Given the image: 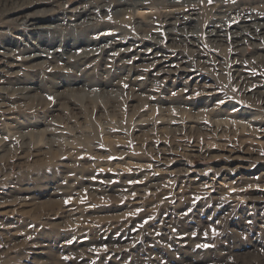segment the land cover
Segmentation results:
<instances>
[{"label": "rangeland", "instance_id": "obj_1", "mask_svg": "<svg viewBox=\"0 0 264 264\" xmlns=\"http://www.w3.org/2000/svg\"><path fill=\"white\" fill-rule=\"evenodd\" d=\"M117 1L136 16L114 14ZM195 1L167 17L171 0H52L35 11L62 22L45 25L59 27L45 43L31 37L46 57L31 67L12 42L25 14L0 19V43L12 45L0 72V264H264V103L236 78L264 76V0ZM77 8L90 12L77 18ZM86 30L114 37L91 49L156 45L198 79L159 81L102 49L80 71L64 49L53 55L61 36ZM24 86L36 91L14 92ZM81 87L90 94L57 91ZM194 145L199 152L184 156ZM180 167L197 184L164 182ZM141 173L152 179L144 191L113 189ZM71 176L61 194L47 192Z\"/></svg>", "mask_w": 264, "mask_h": 264}, {"label": "bare ground", "instance_id": "obj_2", "mask_svg": "<svg viewBox=\"0 0 264 264\" xmlns=\"http://www.w3.org/2000/svg\"><path fill=\"white\" fill-rule=\"evenodd\" d=\"M51 1L52 0H0V19L6 20L7 22H9V20L12 19L13 17L18 16L19 14H23V13L25 14L23 17V22L20 24L16 23V27L23 25L21 28H23L22 30L25 33V35L22 32V35H21L22 38H14V40H12V42L14 41V43H16L17 45H23L24 46V50L26 51V53H25L26 57L24 59H22L21 61L25 62V63L28 62L26 65H22L24 67L25 66L31 67V65L35 66V63L46 58L44 55V51L41 50V48L31 44V41H30L31 37H36L39 39V42L42 41L45 43L48 41L47 38L49 37V35H50V37L53 36V33L56 32V29L59 28L58 27L55 29V26H54V29H53L50 25L49 26H45V25H47L49 23L50 24H57V23L59 24L62 22L60 17H57L55 14L51 15L50 18L38 17L35 10H39V9L42 10V9L48 8L47 3H51ZM198 3L199 2L195 1V0H171V3H168V4L166 3L164 5V8L165 9L173 8V10L171 9V11L170 10L166 11L164 15H166L167 17H170V15L175 14V13L176 14L177 13H184L185 11L187 12V10L193 11L192 7H196V5ZM114 5H115V8L113 10H115V12H116L114 14H117L118 17H124V16L130 17L131 16V18H133L136 16L135 15L136 11L138 12V10H139V9L137 10V8H135L133 12H130L125 7L126 5L123 3H120L119 1H117V3H114ZM105 8L108 9L109 7L108 6L103 7L102 10H104ZM55 12H56V9H55ZM75 12L77 13L76 17L80 18L81 16H87V14L90 12V9L89 8L88 9L87 8H80V9L77 8L75 10ZM193 15H196V13H193ZM188 20H194V19L189 18ZM184 23L187 24V22H184ZM186 24H184V25L186 26ZM92 33H93V31L89 32V30H86V31L80 32L77 35V37H72V38L70 37V39L69 38L64 39L61 36L60 37L61 43H60L59 49L55 50L54 53L52 52L53 55L55 57L59 58L58 56L61 55L60 50L64 49L65 55H70V59L76 60L75 61L76 66L75 67H78L76 70L80 71V67H85V66L87 67L88 64H91V62H94L96 59H98V56H97L98 54L96 52L102 49L101 54L103 53L104 56L111 57V58H114V57L118 58L119 57V60L120 61L122 60V62L124 64H129V63L134 64L133 67L136 69V71H138V73L140 75H141L140 72H144L145 74L151 75V76H153L154 79H157L159 81H161L162 79L163 80L164 79L171 80L173 78L178 79L180 82H182L186 78H187V80L189 79L191 81L198 79V76H195L193 74V72L191 71V69H189L190 66H188L187 60H184L183 58L182 59H174L168 52L163 50V48H160L156 45H153V46L150 45L147 47L145 45L142 46V45L136 44L133 47L128 46V48H121L120 47L121 44L112 43L111 46L108 47L107 50H105V51H104V49H106V47L105 48L101 47L98 50L91 49L90 47L93 46L92 44L98 45V42H99V44H100V42L102 44V43L106 42V40L108 41V40L114 39V37H113V39L112 38L108 39L107 38L108 35L99 36L97 38V37H94L92 35ZM208 34L212 39L220 41L219 40L220 36L218 35V31L217 32L209 31ZM98 39H99V41H98ZM173 41L174 40L171 39V42H173ZM8 43L9 42L5 39H2L1 43H0V72H2V69H3L2 67H4V63L8 62L9 58L12 55L11 54L12 45H10ZM48 44L50 47H52L53 45L56 46L54 44V40H52V39ZM243 44L244 43L242 42V39L239 37L236 39V41L233 42V45L236 48L243 46ZM260 47H261V45L254 44V48H256V49H258ZM255 54L256 53L254 51L253 55H255ZM61 56H64V55H61ZM11 63L13 64V62H11ZM52 64H54L53 61L50 65L51 67H52ZM123 66H126V65H123ZM236 78L239 80V83L241 84V91L244 95H249V97L254 98L255 100L259 101L260 103H264V76L263 75L257 77L253 82H251V81H249V79L252 78V76H250L247 72L236 71ZM138 80H139L138 78L134 79V82H132L133 83L132 85L140 86L141 82H139ZM73 85H75L76 87H78V86L80 87L82 85L86 86L85 84H82V82L79 80L75 81L73 83ZM99 86L101 87V85H99ZM104 87L105 88L102 91L103 95H105L107 93L106 89L109 88L108 86H104ZM87 89H83V87H81V88H77V89L72 88V90L65 89L63 91H60V89H57V91L60 92L59 94H61L62 97H67V96L72 97L74 95H78V97H80L79 95L86 96V95L90 94ZM109 89H111V88H109ZM35 91H36L35 88H27V86H24L23 89H18V90H15L14 92H18V93L24 92L28 96V95H31V93H34ZM131 91H134V90H131ZM108 93L110 95L118 94L115 91H113V92L108 91ZM218 124H220V123H218ZM215 127H217V126H215ZM216 129H219V128H216ZM181 150L184 153L183 154L184 156H189V155L191 156V155L199 152L198 146H195V145L192 146L191 148H188V149L183 148ZM177 162H178V165H180L182 168L184 167L185 160L179 159V160H177ZM181 167H180V169L172 171L167 176V180L165 179L164 182L166 184H169V183H172L174 181L181 182L183 180H186V181L192 182L193 185L197 184L196 181H197L198 177L193 172L182 169ZM138 169H139V171H144V170H140L141 168H138ZM226 171H227L226 169L223 171V175H225V176L227 174ZM141 176L143 178L129 179V180L124 181L122 184H120L118 186H116L114 184L113 189L119 188L120 191L135 190L137 192H142L147 187H149L148 184L152 179H151L150 175H148V174L147 175L142 174ZM145 176H147V177H145ZM151 176H153V175H151ZM259 177L262 178V180H264V170L259 175ZM67 179H68V181H67ZM74 179H76V176H71L69 178L62 177V180L59 183L58 182L53 183L51 186H49L47 192L49 193L52 191L51 196L52 195L58 196L59 194H61L63 192L64 188H66V186ZM94 186H95L94 190H96L97 186H99V185L95 184ZM108 186H112V185H108ZM150 186H156V185H150ZM101 187L104 188L105 186H101ZM105 190H106V188H105ZM29 194H31V193H29ZM0 195L4 196L5 194H4V192H0ZM22 200L27 201V200H30V198L28 196H24L22 198ZM188 245H190V244H188ZM44 254H45V252L38 251L34 255L42 256ZM33 264H40V263L35 262Z\"/></svg>", "mask_w": 264, "mask_h": 264}]
</instances>
